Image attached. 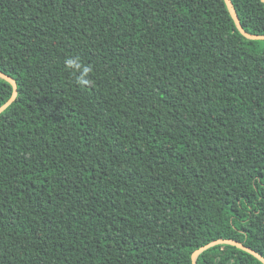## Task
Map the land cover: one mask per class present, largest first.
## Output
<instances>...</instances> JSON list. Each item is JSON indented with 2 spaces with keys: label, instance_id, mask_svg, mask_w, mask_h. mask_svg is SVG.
Here are the masks:
<instances>
[{
  "label": "trees",
  "instance_id": "1",
  "mask_svg": "<svg viewBox=\"0 0 264 264\" xmlns=\"http://www.w3.org/2000/svg\"><path fill=\"white\" fill-rule=\"evenodd\" d=\"M0 72V264L264 257V40L224 0H0Z\"/></svg>",
  "mask_w": 264,
  "mask_h": 264
},
{
  "label": "water",
  "instance_id": "2",
  "mask_svg": "<svg viewBox=\"0 0 264 264\" xmlns=\"http://www.w3.org/2000/svg\"><path fill=\"white\" fill-rule=\"evenodd\" d=\"M224 1H225L226 6L229 9L230 15H231L232 19L234 20L237 29L239 30V32L241 33L242 36H244L250 40H264V36L252 35V34L245 32L243 30L241 24H240V21L237 17L236 11H235L231 1L230 0H224ZM261 2L264 4V0H261ZM0 78L5 80L6 82H8L12 86V89H13L12 95L9 98V100L0 107V113H1L15 100V97L17 94V84L11 77L5 75L2 72H0ZM218 244H227L230 246H234L240 250H243V251L251 254L252 256L257 258L262 264H264V257H262L260 254H258L257 252H255L251 248L244 246L242 243H239V242L234 241V240H228V239L215 240V241L210 242V243L200 247L199 249H197L191 256L192 264H195L196 258L199 256V254H201L203 251L207 250L208 248H211V247L218 245Z\"/></svg>",
  "mask_w": 264,
  "mask_h": 264
},
{
  "label": "clouds",
  "instance_id": "3",
  "mask_svg": "<svg viewBox=\"0 0 264 264\" xmlns=\"http://www.w3.org/2000/svg\"><path fill=\"white\" fill-rule=\"evenodd\" d=\"M65 65L68 69L81 71L83 73L82 79L79 81L81 84H86L89 81L87 80L88 74L92 71V69L88 66H82L79 60H74L72 58H68L65 60Z\"/></svg>",
  "mask_w": 264,
  "mask_h": 264
}]
</instances>
